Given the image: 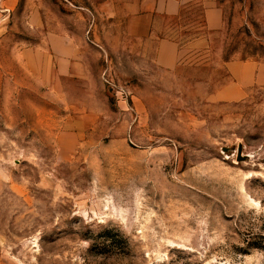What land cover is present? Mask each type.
<instances>
[{
	"label": "rangeland",
	"instance_id": "rangeland-1",
	"mask_svg": "<svg viewBox=\"0 0 264 264\" xmlns=\"http://www.w3.org/2000/svg\"><path fill=\"white\" fill-rule=\"evenodd\" d=\"M13 1L0 264H264V0H216L225 24L207 34L204 6L185 10L174 70L97 15L108 0ZM50 35L77 66L51 67ZM232 61L257 76L225 98Z\"/></svg>",
	"mask_w": 264,
	"mask_h": 264
},
{
	"label": "crops",
	"instance_id": "crops-1",
	"mask_svg": "<svg viewBox=\"0 0 264 264\" xmlns=\"http://www.w3.org/2000/svg\"><path fill=\"white\" fill-rule=\"evenodd\" d=\"M13 2L7 0L8 5L14 6ZM198 3L205 8L203 20L206 34L222 29L224 15L219 13L216 0H108L103 11L96 13L114 19L116 25L122 26L126 36L140 42L143 50H151L150 46L154 44L155 64L165 70H174L183 62V45L179 38L183 12ZM48 44L52 53L44 57L50 59L51 67L54 61L57 72H61L66 64H70V68L77 66L75 63L80 59V51L73 41L50 35ZM227 68L240 87L237 86V90H232L231 85L224 88L220 95L225 98H234V93L242 92L240 81L247 75L248 83L257 76V65L253 61H232L227 63Z\"/></svg>",
	"mask_w": 264,
	"mask_h": 264
},
{
	"label": "built area",
	"instance_id": "built-area-1",
	"mask_svg": "<svg viewBox=\"0 0 264 264\" xmlns=\"http://www.w3.org/2000/svg\"><path fill=\"white\" fill-rule=\"evenodd\" d=\"M5 2L6 0H0V24L7 19V15H11L12 13V10L4 5Z\"/></svg>",
	"mask_w": 264,
	"mask_h": 264
},
{
	"label": "water",
	"instance_id": "water-1",
	"mask_svg": "<svg viewBox=\"0 0 264 264\" xmlns=\"http://www.w3.org/2000/svg\"><path fill=\"white\" fill-rule=\"evenodd\" d=\"M240 159H241V157H240Z\"/></svg>",
	"mask_w": 264,
	"mask_h": 264
}]
</instances>
